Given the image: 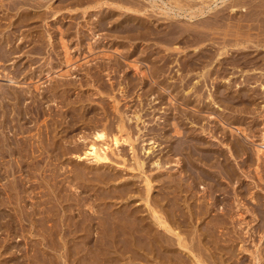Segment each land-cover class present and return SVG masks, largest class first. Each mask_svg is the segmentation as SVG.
<instances>
[{
    "label": "bare ground",
    "instance_id": "6f19581e",
    "mask_svg": "<svg viewBox=\"0 0 264 264\" xmlns=\"http://www.w3.org/2000/svg\"><path fill=\"white\" fill-rule=\"evenodd\" d=\"M73 1L74 2L76 1V3H79L78 1L83 2V0H71V1L68 0L70 4H72ZM100 1L101 0H95V3H100ZM117 1L122 2V4L119 5L117 4V6L124 7L126 13L123 12L124 13L123 17L118 18L114 16L117 13V12L114 13L115 8L113 9L110 7L111 9H107L104 12H101L99 9L97 22L96 21L94 22L97 23L96 30L98 31L100 26H104L103 23L113 22V24L115 25H113L110 28L112 33H115L113 30L116 29L114 28H118V30H120L119 28H124L125 30L123 37L125 36V33H131V34H126L125 37L131 35L130 36L131 39V37H133L132 35L136 34L139 36L141 35V37L146 39L150 37L148 36L149 34L151 33L153 34L155 33L156 30L158 31L159 29L161 30L159 32L163 33V36H161L162 41L168 42V44L171 43L170 45L172 47L171 46L170 47L172 49L173 48L179 49L182 47V46L180 47V45L182 44L177 45L178 41L182 42L185 48L189 46H193L194 48L193 52H195L196 55L194 54V56H192L191 58L187 57L185 61L183 60L184 63L182 62L180 63V65L182 64V66L185 65L186 67L187 66L189 67L187 68V71L188 70L191 71L196 67L198 68L201 67L204 70L202 73V76L204 78H209L210 76H212L213 73L217 75V77L220 76L223 77L229 74L228 73L229 68L227 70V67H224L227 64H230V67H232L231 64H234V67L235 66L237 67L239 66L237 62H244L249 65L254 63L253 65L254 67L253 69H251L254 70L256 68L255 64H258V61L256 60L259 59L260 61L259 63L264 62V53L262 56L258 54L259 57L256 56V54H253L254 51L258 50L257 47L264 48V36H263L264 10L259 8L254 9V7L256 6L257 7L261 6L258 5L259 3L253 4L254 5L253 10L255 11L251 10L249 12H246L244 16L243 15L242 17L239 16V19L238 18L234 19V14L236 15L235 11L238 10L237 8L238 2H235L234 0L232 1L229 0L230 2L224 4L223 7L217 10L213 9L211 4L209 3L202 5V3H204L205 1L207 2V0H201L200 5H198L194 0H168L165 1L167 2V4L165 5L166 7L161 12L167 15L172 13V16L169 19V21L164 25L165 27L161 26L162 28H160L158 23L161 21L158 22L156 21L158 24L153 22V24L158 26V29L153 30L152 26L150 28V25H148V23L146 24V21L149 20L151 17L147 19L145 17V14H147V16L153 15L152 13L151 14L148 12L146 13V11L149 9L148 7H147L148 9L144 8L146 4L144 5V3H142L139 0H117ZM163 1L162 3H164ZM34 2L37 8L38 7L40 8L44 5L40 0L37 1L34 0ZM147 2L149 3V7L151 8L155 6L157 7L160 6L157 4L156 0H148ZM21 3H28V2L26 0H10L5 3L4 0H0V7L6 6L7 10L9 8L16 9V7L19 8V5ZM64 3H67V0H62L58 2V4L57 3L56 4L57 7H59L62 5L63 6L66 5ZM33 5L31 4V6ZM53 5H55V2ZM239 6H242L241 3H239ZM161 8L163 7L161 6ZM2 10L4 9L2 8ZM57 10L55 9V11ZM225 10L226 12H224ZM136 12H139L141 15L136 14ZM42 13L44 14V12ZM31 14L32 15H30V12L28 13L27 10L26 12H24L22 11V9H20L16 11L14 15L5 16V17L0 15V78L5 79L9 83L15 84L16 86L22 87L21 89L17 90L14 88L12 89L6 88L3 85H0V231L3 233L7 231L9 233L8 235L11 237L12 235L25 236L26 232L24 230L26 229L22 228L23 224L21 223L22 221L25 220L31 224V227L28 229L29 232L27 230L26 231L29 233V236L31 235L39 236L40 243L39 242L37 243V239H36V243H33L31 241L33 243L32 247H34L33 254H36L35 255L36 258H34L33 255H32L33 258L30 257V259L26 257L28 263L29 261H32L29 264L33 263L34 261H40L41 264H69V263L71 264H244L243 261L244 258L242 259L243 255L242 256L238 255V253L235 252V250L233 249L235 248L233 244L234 239L231 240L232 238L228 239L225 237L226 238L225 240V238L224 237H223L224 239L221 238V234L217 232L220 231L221 229L227 230L225 223L227 224L226 217L228 215L226 217L220 215L222 216V218L224 217L226 219L225 220L224 218L221 219L220 216H217L219 215L218 213L217 215H215L214 213L211 212L213 210V206L216 205L219 208L220 203L219 204L214 203L216 200L212 201L213 206L211 205L212 207L209 206V208L206 209L204 208V206L206 205L203 206L202 204L203 206L202 207L201 204L199 205V202H197L198 204H195L196 196L194 194L196 192L192 194V188L193 189L195 188L193 187L195 186V184L197 183L198 185L200 184L199 182H201L202 180L198 181V179H200L201 176L203 177V179L206 176V178L212 181L210 182V185H208L212 187V188L210 187L211 190L221 189L225 191L224 186H222L223 182L220 180L221 177H225L228 180V182H233V183L237 182L238 183L237 186L240 189H242L243 186L246 184L244 183L243 185L241 183H243V181L246 180L247 176H243L238 172L237 168L234 166L236 164L230 163L229 161L226 162L222 161L224 158L223 159L219 158L220 156H222L221 154L222 152L218 153L217 151L214 152L213 154L208 153L207 151L211 147L208 146L207 144L206 145L208 147H206L205 145L203 146L202 145L203 143L202 144L198 143L195 140L196 139L195 135L190 136V134H188L189 132L192 133V131L190 129L188 130V128L183 129L185 126L183 127V125L180 124L181 121L177 119L178 118L177 115H174L172 122H170L171 126H168L169 127L168 129L166 127V129H164L165 131L160 132L158 136L161 135L163 138H165L167 141L170 142L169 143L170 152L173 151V153L176 152V154L178 153L186 157V159H183V162L179 161L181 157H178L177 158L178 160L175 158L177 165L174 166H176L177 168L180 167L181 170H184L187 173L185 174L184 172L185 175H189V179L191 178V180H189L188 183L189 185L186 186L187 184L185 182H188V180L185 178V182L182 181V176L181 178H178L180 177V175H177V173H170V175L164 174L167 176L161 174L156 175L153 180H155V185H157V192L155 191L154 194L153 191L156 188L154 187V184L152 183L151 179H149V177L147 176H145V178L142 179L143 188L139 187L137 189L133 187L132 184H129V182L127 181L126 183L124 181L117 182L119 181L120 175L118 176L117 173L115 174H111V172L108 173L106 171V168H104L105 166L104 164H107L106 162L110 160V156H108V152L112 150L111 148L112 144L117 149L119 143L120 145L121 142L125 143L128 146V148L131 150L130 152H132V157L134 158L136 162V167L138 169L143 167L144 162L141 158V155H137L138 153H136L135 141L139 139L140 141H142L141 149H144V152L146 153H149L155 147L149 143L151 141H148L150 145L143 144V141L144 140L146 141V137L144 138L145 129L143 132L141 133L139 132L140 134H137L136 138L132 137L134 134L133 135L130 134L132 133V131L130 132L129 125L127 123L131 118L135 123L139 121L141 119V115L140 113H138L139 111L132 113L130 112L132 115L128 114V112L130 111L129 109L119 111L117 107L118 101H116V103L114 101L111 108L119 111V120L116 123L114 122L115 124L114 126H112L115 128L114 132L113 131L109 132L110 130L108 131L106 127H103L101 129H98V127H96L94 130L92 129L93 131L92 133H90V135L84 131L85 133L83 132V134L80 133L79 135L76 134L78 138L77 139L75 138V141L72 140L73 135H75L74 132H76L74 131V129H76L74 128L75 124L81 123L83 121V117L85 115L84 111L91 114L90 115L91 119H93L94 116H93V112H91V110L88 107L86 108V106H84L85 104H83V102L87 100L86 96L83 97L84 98L83 99L81 94V98H77L76 101L68 98V93H69L68 86L69 85L71 86V84H73L69 79L71 77L70 70H72L71 68L72 66L70 65V56L72 55L71 54L72 52L70 50V45H68L69 41L65 39L67 36L64 38V36L68 34L66 33L68 30L64 29L63 25L59 24L58 22L59 20H57L58 18L55 16L52 19L55 18L56 20L55 23L56 24L58 23L57 26L59 27L57 28V30L59 29L58 30L59 40H55L53 38V35L49 34L50 32L49 30H48L49 32L47 33H44L43 31L44 34L37 33L36 34L37 37L34 36L35 38H32L34 39L33 41H35L36 43L34 44V42L32 41L33 42L32 48L31 50H28V52L31 51L33 53H38L41 55L42 54L48 55L49 52L51 53L55 52L59 55V57H61V59H63L62 62L65 63V65L68 67L67 69L59 72L56 75L58 77L56 79L57 81L51 86L49 90H44L42 88L43 83H40L39 80L40 78L47 75L50 69H54L55 66L52 65L49 69L43 68V70L41 69L40 71V76L38 74L35 75L36 74L35 69L37 68L34 69V67H32V64L36 60H33V57L29 54L28 56H31L32 58L28 57L27 60L25 61L22 60L25 57L23 58L20 53H22L21 51L24 50L23 46L25 45H23V43L25 39L21 41L22 37H17L15 35L17 34L15 33L16 30L19 29L18 27L23 26L24 23L29 24L32 23L33 21L35 22L36 19L41 20L42 16L39 15L40 14L39 12L35 13V15L38 14L36 16L32 12ZM53 15H55V13ZM13 16H16V18L14 17L15 19L11 20ZM177 16L187 17L186 19L188 20L186 21V23L183 22L185 23V25L184 24L181 25L180 23L177 24L179 20L176 19ZM3 18L9 19L8 25H10V23L14 24L16 22L15 24H19V26L18 27L16 26L17 28H15L14 26V29L7 30L6 28L7 25L4 26V24H2L1 22ZM165 19L167 20V17H165ZM29 26L33 27V25L30 24ZM80 31L78 30L79 34L81 33ZM81 35L82 34H80L79 36V40H81L84 37V36L82 37ZM179 37L181 38L177 40ZM25 41H28V38ZM89 41L88 44L86 43L87 44L86 47H87V51L92 53L94 45L91 46L92 44H90ZM117 42L118 41H116V44ZM118 45L117 46L112 45V47L114 48L113 51H117L118 55L120 56L124 55L123 57L125 58L127 57L126 59L129 60H127L128 62L126 61V63L133 68V71L135 73L141 74L142 82L146 83L147 80L150 79L151 81L150 84L152 85L150 86L153 88V84L156 83L154 81L157 80L159 74L161 75L160 73L161 69L167 65L170 59L166 56L169 60L167 58L166 59L163 58V60L165 59V61H163L164 62L163 63L160 60L162 64H160L159 66L155 64L157 63L155 62L157 59L155 60L154 58H152L153 55L152 53L154 51L153 52L146 51L147 53L145 54L139 53L137 55L134 47L130 51H128V48L125 49L126 51L125 50L122 51L119 50ZM120 46L122 47V45ZM252 46L254 47L255 50L251 49L249 51L248 49H245V48H250ZM170 47H166V48L169 49ZM108 51L104 50L101 52L103 56L105 55L107 56V58L111 60L112 58L111 55H113V53ZM159 52L161 53V55H163L162 51ZM50 55L51 54H49V56ZM114 55L117 56V54ZM140 55H144V56L142 57ZM161 55L159 54V56ZM168 55L170 56L171 52ZM23 56H25V54ZM116 56H114V59ZM132 56L133 58H131ZM161 57H165V55ZM88 60L90 61V59ZM139 60L142 62L144 61L146 63L145 65L147 64L150 65H147V67L145 66L146 67L145 68L144 65L138 64ZM112 63L116 65L115 68H113L114 65ZM235 63L237 65H235ZM244 63H241L242 66L241 68H243ZM119 65H120L119 59L118 60L115 59V61H113L112 59L110 67L113 68V71L117 69ZM106 67L107 66H105V68ZM30 68L33 69L30 70ZM248 68L249 67H247V69ZM185 69L186 68H184V70ZM242 70L244 72V69ZM182 72L180 73L179 76L180 80L183 82L181 89H178L176 85L175 87L172 86L171 88L169 83L166 82L163 83L164 81L162 82L161 79L159 82H157L159 85L158 84L156 85L157 88L160 90L159 91L156 88L158 90L157 92L165 94V91L169 89L170 91L169 95L165 94L170 96L169 99L173 98L172 96H174V90H176L175 94L177 92L179 93V91H181L182 95L184 94L188 95L192 91L198 94L201 90L200 89L201 87L199 88V86H197L198 84L196 85V81L193 84L189 83L188 80L190 78L186 79L187 77H189L187 76L189 75V73H182ZM37 76H39L40 78L36 80ZM154 78L155 80L153 81ZM130 79L132 78H128V80ZM229 79L227 80L225 79V81L223 80V83L221 82V84L220 83L216 84L212 89V91L208 93L207 98L210 99V97L213 96L212 93L215 92L217 96L219 94L223 96V98L222 96H220V101L223 102H225V100L232 101L231 98L226 99V96L230 91L231 92L229 94V97L232 93V90L236 91V94H234L236 96L237 94H240L241 91L251 90L252 87L254 86V85L253 86L250 85L252 87L248 86L249 88L248 87L245 88L244 86L246 84H243L244 86H237L236 83L235 85H233L235 81L233 82ZM255 81L259 82L257 85L260 88L264 87V83H262V80H260L261 82L257 79ZM133 82L132 84H134ZM59 84L64 86L62 89L63 91H59ZM151 87L150 88L148 87L145 90L148 91L155 90V88L152 90ZM231 88L233 89L231 90ZM120 89L121 86H119V90ZM145 90H142L143 93ZM121 91L123 92V90ZM246 91L244 92L245 95L247 93ZM250 92L252 93V91ZM212 98H214V100ZM212 98L211 100H213L214 101L213 103L216 105L215 110L219 112L223 108L220 107L219 103L217 102V99L215 100V96ZM185 101H186L185 106L190 105L191 101L189 102L187 99ZM229 101L227 102L229 103ZM53 102H59L62 107H66L67 109L57 111L56 108L52 106ZM193 102H194L193 105L196 107L197 110V108H199L200 106L199 105L200 102L199 101H193ZM206 104H203L204 107ZM215 105L213 106L215 107ZM213 106L210 105V107ZM195 107H191V108H195ZM199 110L200 108L198 109V111ZM29 114L35 115L36 120L41 118L42 120L45 121L44 127L36 128L37 131L35 130V133H32L33 132L32 127L27 124ZM48 116L50 117L49 119H51L49 123H47V119H46ZM164 118L170 119V117L169 118L164 117ZM225 123L226 122L223 121L224 125H226ZM59 124H61L63 133L58 132ZM167 125L165 124V126ZM227 125L231 131L234 130L235 133H238L236 135L240 134L242 136V138H240L239 135L240 139L237 141V143L232 142L233 139L229 143L227 142L225 143L230 145V149L233 152L232 153L233 156L235 154L236 156L245 154L243 160L245 163L248 164V166L249 164H256V165L262 164L264 162V150H263L264 121L262 127H260L263 129L261 130L260 134L257 135L259 136V138L251 137V133L249 132L250 130L248 131L246 128L248 126L246 125V127H243L242 124H239L237 122V120L235 121L228 120ZM140 129L141 128H139L138 131ZM170 130H172L173 133H175L176 135L177 134L178 135L183 134V135L182 137L175 135V138L178 139L177 140L173 139L172 137L174 135L170 134ZM108 132L111 134L110 137ZM147 134H149V131ZM76 141L78 142L82 141L83 143H85L84 146H86L85 147L86 149L80 151V149H77L78 146L76 147L72 145L73 147H71L70 144L72 143L77 144L75 143ZM247 144L249 145V147ZM109 148H111V150L107 152ZM211 149H215V148H211ZM192 150L195 151L193 152V155H196V157L190 156ZM78 151H80L81 153L79 154L75 153V157H78L80 159L84 157H87V159L90 158L94 162L93 164H95L96 166L99 165V167L90 169L92 164L91 166L89 165L90 167L89 166L82 167L81 165L80 167L71 168L73 175L65 174V171L62 172L60 170V168L62 167L59 163L63 162V160L66 161V159L64 158L66 157V154L68 152L69 153L72 152L71 154H73L74 152H78ZM210 151L212 152V150ZM147 156H149V154H147ZM46 157L49 158V161H46L49 163L45 162V164H48L49 167L43 164V161L45 160ZM159 157L161 158V155ZM41 161L43 165L39 164ZM52 161H57V163L54 162L52 164ZM167 161L168 160L165 159L162 160L156 158L155 160L151 161V163L154 162L153 164H155L160 168L163 165H165L163 163ZM198 162H202L203 164H205V166L207 165L208 167H218L220 169L217 170V172L215 173L207 169L205 170L202 167H201L202 170H200V166L198 165ZM178 164L180 165L178 166ZM237 164L239 165V163ZM102 167L104 169H102ZM256 175H259L258 172ZM260 177L261 176H258V179L256 180L258 181L260 179L261 181L263 177L262 178ZM36 178L39 180L38 182L35 181ZM183 182L186 184L184 187H182L184 185ZM117 183L119 184L121 183L122 186L118 185ZM250 187H247L249 188L248 190H246L248 191L247 194L250 196L252 200H255L256 195L254 190L256 189V187L255 189L253 187L252 188ZM182 192L186 193L187 195L188 212L185 211L184 207L182 206V203L185 202V200L181 198ZM36 196H38V198H35V201L32 200L30 201V199H33ZM135 196L138 197L141 201L139 200L140 202L137 201L132 202V199ZM28 203H29V207H27ZM11 204H15V206H12ZM86 205H88L87 209L84 207ZM17 206H21V209H18ZM235 206L237 208V214L239 216H242L244 211L246 212V210H244L245 207L244 204H242V201L238 198L236 199ZM27 208H30V210L29 209L27 210ZM236 208L233 209L235 210ZM230 213L227 212V214L229 215ZM252 214H254V212H252ZM204 215L207 216L206 217L207 219L205 218L206 220L202 219ZM210 215L213 216L211 217ZM239 221L240 222H238V224L235 222V225L237 224L241 228L242 227L241 225L244 224L246 221L244 219ZM238 226H236L235 229L236 231ZM246 229L247 226L242 227V232H244L245 234L246 232H248V230ZM222 234H225V231H223ZM9 239L10 237L7 239H3L5 241L4 244H1L2 237L0 239V245L2 247L0 249H2L4 253L5 252L8 253V257L3 255V257L0 258V264H4L7 260L9 261L10 264H24L25 259H22V257L20 256H24V255L26 256L27 253L26 254L24 253V255H20L19 256L20 258L17 257L16 252L18 255V252L20 251V249H22L19 246L20 243L18 244L16 242L13 244L12 243L9 244L8 243ZM51 253L53 254L54 257H52ZM56 258H58V260Z\"/></svg>",
    "mask_w": 264,
    "mask_h": 264
},
{
    "label": "rangeland",
    "instance_id": "374dc122",
    "mask_svg": "<svg viewBox=\"0 0 264 264\" xmlns=\"http://www.w3.org/2000/svg\"><path fill=\"white\" fill-rule=\"evenodd\" d=\"M8 1H10V0H4L5 3L8 2ZM26 1L29 4L28 3H21L19 5V8L16 7V9L15 8H13V9H10L9 8L7 10L6 9V6L0 7L1 8L0 9V15L1 16H4V17L5 16L14 15V13H16V11H18L20 9H22V11H24V12H26V10H27L28 13L30 12V15H32L31 12L34 15H35V13H38L39 12L40 13L39 15L42 16L41 17V20L36 19L35 22L33 21L34 23L32 22L33 24L32 23H29L30 25H33V27L29 26V24H27V23H24V24H27V25H24L23 24V26H19V24H15L16 22L14 24H11L10 23V25H8L9 19H5V18H3L1 20V22H2V24H4V26L7 25L6 26L7 30L8 29L9 30L14 29V26H15V28H17L19 26L18 27L19 29L16 30V32H15L17 34H15V35L17 37H22V40L21 41H23L24 39L27 40V38H28V41H25L24 40V43H23V45H25V46H23V49L26 52L24 50H22L21 51L22 53H20V54H21V56L23 58L25 57L24 59H22L23 61L27 60V58L28 57L30 58L31 56L33 57V60H36L32 64V67H34V69L37 68V69H35L36 70L35 71L36 72L35 75L38 74L40 76V71H41V69L43 70V68L49 69L52 65L55 66V68L54 69H50L49 72L47 73V75H45L44 77L40 78L39 76H37V78H36V80L40 78L39 82L40 83H43L42 84L43 85L42 88L44 90H49L51 88V86L57 81L56 79L58 77L56 75L59 72L67 69L68 67L65 65V63L62 62L63 59H61V57H59V55L57 53H55V52H54L55 54L49 52L48 55L47 54H44V55L42 54L41 55V54H38V53H33L31 51L28 52V50H31V48H32V45H33L32 43L33 42H34V44L36 43L35 41H33L34 39H32V38L37 37L36 36L37 33L44 34V33H47V32L50 31L49 34L53 35V38L55 40H59V38H58V34H59V31L58 30L59 29L57 30V28L59 26H57L58 23L57 24L55 23L56 22L55 18L52 19L55 16L58 18L57 20H59L58 21L59 24L63 25V28L64 29L68 30L66 32L68 34L65 33L66 35L64 36V38L67 36L65 39H67V41H69L68 42L69 43L68 45H70V50L72 52L71 53L72 55L70 56V65L72 66V67L70 66L72 68V70H70V71H71V77L72 78L71 77L70 78L68 77V78L70 79L71 83H73V84H71V86L70 85L68 86L69 87V93L67 91L68 98L76 101L77 98H81V94H82V98L86 96L87 97L86 98L87 100L85 102H83V104H85L84 106H86V108L88 107L91 110V112H93V116H94L93 119H91V117H90L91 114H89L88 112L84 111L85 115L83 117V121L85 123L82 121L81 123L75 124V127L74 128H76V129H74V131H76V132H74L75 135H73L72 140L75 141V138L76 139L78 138L77 135H79V133L80 134H83L84 131L87 132V134L90 135V133H92V131L96 127H98V129H101L103 127H106L108 131L110 130L109 132H111V131L114 132V129L115 128L112 127V126H114V124L116 122H118V120H119V111H123L125 109H129L130 111L128 112V114H131L132 112H138L139 111L138 113H140L141 119L135 123L133 121V119L131 118L129 120V122L127 123L129 125L130 132L132 131V133H130V134H132V135L134 134L132 137L133 138H136L137 134H140L145 129V131H144V133H145L144 138L146 137V141L144 140L143 141V144H145V145H150L151 144V145L155 146L153 148V150H155V151L152 150L149 153H146V152H144V149H141L142 141H140V139L137 140V141H135V144H136L135 145L136 146V153H138L137 155H141V158H142V160L144 162V164H143V167L144 168L142 167V168H139L138 169L136 167V162H135L134 158L132 157V152H130L131 150L128 148V146L125 143H122L121 142V145L119 143L120 146L118 145V148H120V149H118V148L116 149V147L112 144L111 145L112 146L111 147L112 150H111V148H109V150H107V152L111 150L110 152H108V156H110V160L108 162H106L107 164H104L105 166L107 165L106 167L104 166V168H106V171L108 173L111 172V174L117 173L118 176L120 175L119 176V181H117V182H123L124 181L126 183V181H127V182H129V184H132L133 187H135L137 189L139 187H142L143 186V180L142 179H144L145 176L149 177V179H151L152 183L154 184V187L156 188V189H154L153 194H154L155 191L157 192V185H155V180H153V179H154V177L156 175H160V174L161 175H164V174L170 175V173H177V175H180V177L177 176L178 178H181V176H182V181L185 182V178L188 180V182H185L187 185L183 182L184 185L182 187H184L185 185L186 186L189 185L188 183H189V180H191V178L189 179V175H185L187 173L184 170H181L180 167H179L180 168L179 169V168H177L174 165H177L176 164V159L178 157H181L179 159V161H182V162H183V159H186V157L185 156H182L181 154H178V153L176 154V152L173 153V151H171L172 152L171 153L169 151V143L170 142L167 141L165 138H163L161 135L158 136V134H160V132L165 131L164 129H166V127L168 129L169 128L168 126H171L170 122H172L173 116L174 115H177V117H178L177 119L179 121H181L180 124L183 125V127L185 126L183 129H185V128L186 129L188 128V130L190 129L192 131V133L189 132L188 134H190V136L195 135V137H196L195 140L198 143H201V144L203 143L202 145L203 146L205 145L206 147L210 146L211 148H215V149H211L210 148L207 151L208 153H212L213 154L214 152H217V151H218V153L219 152H222L221 153L222 156L219 157L220 159L221 158L222 159L224 158L222 161H224V162L229 161L230 163L236 164L234 166L237 168L238 172L241 175H243V176H247L246 180H244L243 183H241L243 185H244V183L246 184V185H244L246 187L243 186V188H242L244 190L240 189L237 186L238 185L237 182L236 183L228 182V180L225 177H221V178L219 177L220 180L223 182L222 186H224L225 191H223L221 189H219V190H216V189L213 190L212 189L211 190L210 189L211 186H208V185H210V182H212V181H210L208 178H206V176L204 177V179L201 176L202 179L201 178L198 179V181H201L202 180L201 182H199L200 183L199 184L200 186L198 185V183L195 184V186H193L195 188L194 189L192 188V194L196 192L194 194L196 196V203L194 202L195 204H198L197 202H199V205L201 204V206H202V204H203V206L206 205V206H204V208L206 209V208H209V206H211L213 204L212 201H215L216 200L214 203H218V204L220 203L219 204L220 207L218 208L216 205L215 206L212 205L213 206V210L211 212L214 213L215 215H217V213H218L219 215H217V216H220V215H223L224 217H226L227 215L230 216V217H228V216L226 217L227 220L223 217L227 221V224L225 223L227 230L226 229H224V230L221 229V230L225 231V234H222L223 231H221L220 228H219V230L221 232L220 231H217V232L219 234H221V238H223V237L225 238L226 237L228 239H231L232 238L231 240L234 239L233 240V244H234L235 248H233V249L235 250V252L238 253V255H240V256L243 255L242 259L244 258L243 259L244 264H264V221H263L264 220V217H262V216H264V162L262 164H259L260 167H259V165H256V164H249V166H248V164L245 163L244 160H243L244 157H245V154L240 155V156H236V154H235L233 156V154H232L233 152L230 149V145L229 144H225L226 142L229 143L230 141H232V139H233L232 142L237 143V141L240 138H242V136L240 134H239L240 135V138H239V135H236L238 133H235L234 130L231 131L229 129V127L227 125V121L228 120L229 121H231V120L232 121L237 120V122L239 124H242L243 127H246V125H247L248 127L251 128L250 129V128L246 127L248 131L250 130L249 132L251 133V137H253V138H259V136H257V135H259L260 132H261V130L263 129V128H260V127H262L263 121H264L263 120L264 119V89H263L264 87H261L260 88L257 85L259 82L255 81V80L256 79L259 80V81L262 80V83H264V67H263L264 66V62L263 63H259L260 61L257 58L258 60H256V61H258V64H255V67L256 68L254 70H251L254 67L253 66L254 63H252V64L249 65V64L244 63V62H237V64L239 65L237 67L236 66L234 67V64H231L232 67H230V64H227L224 67H227V70L229 68V72L227 71L229 74L227 76H223V77L222 76L217 77V75H215L213 73L212 76H210L209 78H204L202 76V73H203L204 70L201 67H199V68L196 67L195 69H192L191 71H189V70L187 71V68H189V67L188 66L186 67L185 65L182 66V64L180 65V63L181 62L184 63L183 60L185 61V59H187V57L188 58L189 57L191 58L192 56H194V54L196 55V53L193 52L194 51L193 46H189V47H186L185 48L184 44L182 42L178 41V44L177 45L182 44V45H180V47L181 46L182 47L179 48V49H174V48L172 49L171 48L172 46L170 45L171 43L168 44V42L162 41V39H161L162 37L161 36H163V33L162 32H159L161 30L158 29V26H156L155 24H153V22L156 23V24L159 23L160 28H162L161 26L165 27L164 25L171 18L172 13H170V14L167 15V14H163L161 12L166 7L165 5L167 4V2H165V1H168V0H164V1L162 0L164 3H162L161 0H156L157 1V4L160 5V6L159 7L155 6V7H152V8L149 7V3L147 2L148 0H139L142 3H144V5L146 4L144 8H147V7L149 8V9L147 8L148 10L146 11V13L148 12V13H150V14L152 13L154 15V16L153 15L152 16H147V14H145V17L147 19L150 18V17L152 18V19L150 18L152 21L149 19V20L146 21V24L148 23V25H150V28L152 26V29L153 30L158 29V31L156 30L155 33L149 34L148 36H150V37L149 38H146V39H144L143 37H141V35L139 36V35H136L134 33L133 34L135 36L132 35L133 37H131V39H130V36L131 35L130 36H127L129 38L125 37L126 34H131V33H125V36L123 37L124 30H125L124 28H119L120 30H118V28H114L116 30H113V31L116 34L115 33H112V31L110 30V28L113 25H115V24H113V22L103 23L104 26H100L99 29H98V31L96 30L97 23H94V22L95 21L97 22V18H98V14H99V11L98 10L99 9H100L101 12H104L107 9H111V8L114 9L115 8L114 9V11H115L114 13H116V12L117 13L114 16L115 17H118V18H122L123 17V14L126 13L125 8L124 7H121V6H117V4L118 5L119 4H122L121 1L118 2L117 0H114L115 1L114 2L113 0H101L100 3H95V0H83V2L82 1H78L79 3H76V1L75 2L73 1L74 3L72 2V4H70V2H68V0H67V3L68 4L67 3H64L66 5H64V6L62 5V6L57 7L58 2H60L62 0H40L44 4L40 8L39 7L37 8L35 6L34 0H30V1L29 0H26ZM194 1H196V3L198 5L201 4V0H194ZM230 1H232V0H230ZM230 1L229 0H224V1L223 0H213V1L207 0V2L205 1L204 3H202V5H205V4L209 3L213 7V9L217 10V9H220L221 7H223L224 4H226V3L230 2ZM234 1L235 2H238V7H237L238 10L235 11L236 12V15L234 14V19L235 18L236 19L237 18L239 19V16L242 17V15L244 16V14L246 12H249L251 10L252 11H255V10H253V6H254L253 4H255V3H257V4L259 3L258 5H261V6H258V7L256 6V7H254V9H258L259 8V9H263L264 10V0H252V2H251V0H237V1L234 0ZM54 2H55L56 7H55V5H53ZM239 3H241L242 6H239ZM31 4L32 5L34 4V5L31 6ZM161 6L163 8H161ZM243 7H244V9H243ZM2 8L4 10H2ZM55 9L56 10L58 9V10L55 11ZM42 12H44V14ZM127 12H129V11H127ZM224 12H226V10ZM54 13H55V15H53ZM118 13H120L121 15L118 14ZM5 14H8V15H5ZM136 14L141 15L139 12H136ZM36 15H38V14H36ZM160 16H161V18H160ZM14 17L16 18V16H13L11 20H14L15 19ZM153 17H155V18H153ZM165 17H167V20L165 19ZM186 18L187 17H185V16H177L176 19H179L178 22L176 21L177 24L180 23L181 25H183V24L185 25L186 21L188 20ZM154 19H156V20H154ZM53 20H54V23H53ZM181 20H183V21H181ZM148 21H150V22H148ZM156 21L157 22L158 21H161V22H158L157 23ZM183 22H185V23H183ZM34 25H35V27H34ZM46 27H48L49 29L46 28ZM45 29H47V30H45ZM78 30L79 31L81 30L80 31L81 33L80 34H82L81 35L82 37L84 36L81 40H79L80 34H79ZM43 31H44V33H43ZM116 31H118V32H116ZM122 31H123V33H122ZM118 33H120V34H118ZM138 34H140V33H138ZM25 35H26V37H25ZM120 35H122V36H120ZM12 36H13V34H12ZM146 37H147V35H146ZM180 38L181 37H179L177 40H179ZM29 40H31V41H29ZM79 41H81V42H79ZM88 41L90 42V44H92L91 46L94 45L93 46V52L94 53L92 52L93 54L87 51V47L86 46L88 44ZM116 41H118L117 44H116ZM56 42H59V41H56ZM147 43L149 44V46H148ZM112 45H114V46H117L118 45L119 46V50H122V51H124L127 48H128V51H130L134 47L135 52L137 53V55L139 53L140 54H145V53H147L149 51H152V52L154 51L156 53H154V52L153 53L151 52V53L153 55L154 54H156V55H154V56L152 55V58H154L155 60L157 59L155 61L157 63H155V64H157L159 66H160V64H162L163 61H165V59L167 57L170 59L169 60L167 58L170 62L168 61V63H169V64L167 63L168 66L167 65L164 66L162 68L163 70L161 69V72L159 71L161 73V75L158 73L159 74L158 75V78L159 79L158 78H157V80H155V78L153 79V81L155 80L154 82H156V83L153 84V88H152L151 87L152 85L150 84L151 83L150 79L147 80L146 83L142 82V80H141V74L135 73L133 71V68L129 64L126 63V61L129 60V59H126L127 57L126 58L123 57L124 55L123 56L118 55L117 51H113L114 48L112 47ZM120 45H122V47ZM166 47H170V48L167 49ZM161 49H164V50H161ZM191 49H193V50H191ZM245 49H248L250 51L251 49H254V47L252 46L250 48H245ZM257 49L258 50H256V51H254L255 49L253 50L254 51L253 54H256V56H258V54L260 56H262L263 53H264V50H263L264 48L257 47ZM104 50L105 51H108L109 50L108 52H112L113 55L114 54H117V56L116 55H114V56L118 57V58L115 57V59H117V60L119 59V62H120V65L121 66L119 65L118 68L113 71V68H115L116 65H114L112 63L114 65V66L112 65L113 68L110 67V66H111L112 59H113V61H115L114 56L111 55V57H112L111 60L109 58H107V56H105V55L103 56V54H102L101 51H104ZM136 50H138V51H136ZM159 51H162V54L165 55V57H161L163 55H161V53ZM163 51H165V52H163ZM170 52H171V55L169 56L168 54H170ZM260 52H261V54H260ZM185 53H187V54H185ZM22 54L23 55L25 54V56H23ZM26 54H27V56H26ZM28 54L31 55V56H28ZM49 54H51V55L49 56ZM124 54H126V53H124ZM127 54H129V53H127ZM159 54L161 56H159ZM184 55L185 56L187 55V56L185 57ZM140 56L143 57L144 55H140ZM131 58H133V56ZM158 58H160V59H158ZM163 58H165V59L163 60ZM181 58H183V59H181ZM88 59H90V61ZM141 62L142 61L139 60L138 61V64L144 65V67L145 66L147 67V65H150V64L145 65L146 63L144 61L142 63ZM241 63H244V65L242 64L243 65V68H241L242 67L241 66ZM108 64H109V66H108ZM237 64L235 63V65H237ZM105 66H107L108 68L106 67L107 68L106 69ZM215 66H217V65H215ZM247 67H249V68L247 69ZM184 68H186V69L184 70ZM32 69L30 68V70H32ZM110 69H112V70H110ZM242 69H244V72H243ZM239 70H240V72H239ZM109 71H111V72H109ZM184 71H186V72H184ZM97 72H99V73H97ZM181 72L182 73H189V75H187L189 77L186 76L187 77L186 79H189L190 78L188 80L189 83L193 84L196 81V85L198 84L197 86H199V88L201 87L200 88L201 90H200V92L198 94H196V92H193L192 91V92H190L188 94L189 96L184 94L185 95V97H184V95L181 94V91H179V93L177 92L175 94V91L176 90H174V96H172L173 98L169 99V97H170V96H168L169 93H170L169 89H167L165 91V94H168V95H165L163 93L157 92L159 89L157 88L156 85L158 84L157 82H159L161 79H162V82L164 81L163 83H165V82L166 83H169L171 88H172V86L175 87V85H176V87H178V89H181V86L183 84V82L179 78ZM91 75H94V76H91ZM128 78H132V79L128 80ZM225 79L226 80L229 79V80H231L233 82L235 81L233 83V85H235V83H236L237 86H244L243 84H246L244 86L245 88L248 87V86L249 87H252L253 85L254 86L252 87L253 90L252 89L249 90V91H246L245 90L247 92L246 95L244 93L245 91H241L240 94H237L236 96L234 95V94H236V91L232 90L235 87L231 88L232 93H231L230 97H229V94H230L231 91L228 93V95L226 94L228 96V97L226 96V99L227 98L228 99L231 98L232 99V101L230 100L231 102L229 100H225V102L220 101V96H222V95L219 94L217 96L215 94V92H213L212 93L213 94L212 97L215 96V100L217 99V102L219 103L220 107L223 108V109H221L218 112V111L215 110L216 105L213 103L214 102L213 101L214 98L210 97V99H209V98H207V95H208L209 92L212 91V89L214 88V86L216 84H218V83L221 84V82L223 83V80L225 81ZM136 81H138V82H136ZM148 81H150V82H148ZM183 81H186V80H183ZM132 82L134 84H136V85L132 84ZM251 83H253V84H251ZM141 84H143V85H141ZM0 85H3L6 88H10V89L14 88V89H17V90H19V89L22 88V87L16 86L15 84L9 83L8 81H6L5 79H2V78H0ZM250 85H252V86H250ZM119 86H121V89L120 90H119ZM122 86H124V87H122ZM63 87L64 86H62L61 84H59V91H63L62 90ZM148 87L149 88L151 87L152 90L155 88V90H153L155 92L150 91V90L149 91L148 90H145ZM100 90H101V92H100ZM121 90H123V92ZM142 90H145L146 92L144 91V93H143ZM250 91H252V93ZM138 93H139V96H138ZM248 93H249V95H248ZM78 94L80 95V97H79ZM211 98L213 100H211ZM222 98H223V96H222ZM186 99L189 102L191 101L190 102V105L185 106L186 105L185 104V102H186L185 100ZM114 101H115V103H116V101H118L117 107H118L119 111L111 108L112 105H113V103H114ZM193 101H199L200 102V104H199L200 105L199 106L200 110L199 111H198L199 108H197V110H196V107L193 105L194 104ZM227 101H229V103ZM128 103H129V105H128ZM211 103H213V104H211ZM218 103H216V104H218ZM203 104H206L207 106L205 105V107H204ZM210 105L211 106L215 105V107L214 106L213 107H214V110L216 112L213 110V107H210ZM52 106H54L57 111H59V110L61 111V110L67 109L66 107H62L59 102H53V105ZM139 107H140V109H139ZM191 107H195V108H191ZM196 111H198V112H196ZM124 115H125V113H124ZM28 117L29 118L27 120V124L32 127V131H33L32 133H35L36 128H38V127H42L43 128L44 127L45 121L42 120L41 118L36 120L35 119V115H33V114H31V115L29 114ZM164 117H168V118L170 117V119H167V118H164ZM49 118H50L49 116L46 118L47 119V123H49L50 120H51ZM145 119H147V120H145ZM221 119L222 120L225 119L223 121L226 122L225 123L226 125L223 124V121ZM164 120H166L168 122V125H167V122L164 121ZM163 121L165 122V124L167 126H165V124H164ZM78 122H80V121H78ZM143 125L144 126L146 125L145 127H147V126L148 127L145 128ZM242 126H240V127H242ZM152 127H153V129H152ZM139 128H141V129L138 131ZM225 130H227V131H225ZM148 131H149V134H147ZM233 131H234V133H233ZM58 132H62L63 133L62 128H61V124H59ZM151 132H154L155 134L154 133H151ZM227 133H230V134H227ZM253 133H255V134H253ZM170 134H173L174 135L172 137L173 139H176V140L178 139V138H175V135L176 134L173 133L172 130H170ZM33 135H35V134H33ZM110 135L111 134L109 133V137H110ZM182 135L183 134H179V135L177 134L176 136H181L182 137ZM183 138H185V137H183ZM188 138H190V137H188ZM148 141H151L152 143L149 142L150 143L149 144ZM81 142L82 141H80V142L76 141L75 143H77V144H73L72 143L70 145H71V147H73V146H76L77 147L78 146L77 149H80V151H83L84 149H86L85 148L86 146H84L85 143H83V142L81 143ZM221 143H223V144H221ZM110 144H111V142H110ZM209 144H211V145H209ZM212 145H214V146H212ZM248 147H249V145H248ZM210 150H212V152ZM80 151L74 152L73 154H71L72 152H70V153L68 152L66 154V157L64 158V159H66V161L63 160V162H61L62 164L59 163L61 165V167H62V168H60V170L62 172L65 171V174L73 175L71 168L80 167L81 165H82V167H86V166L88 167L89 165L91 166V164H92V166L91 167L89 166L90 169H92V168L94 169V168L99 167V165L96 166L95 164H93L94 162L89 157H88L89 159H87V157H84V158H81V159L78 158V157H75V153L76 154L77 153L79 154V153H81ZM193 152H195V151L192 150V153L190 154V156L191 157H193V156L196 157V155H193ZM147 154H149V156H147ZM224 154H225V156H224ZM160 155H161V158L159 157ZM183 157H185V158H183ZM156 158L157 159L159 158V159H162V160L165 159V160H168V161L165 162V163H163L165 165H163L162 167L159 168L158 166H156L155 164H153L154 162L151 163V161L155 160ZM46 161H49V158L48 157L45 158V160L43 161V164H45ZM54 162L57 163V161H52V164ZM46 163H49V162H46ZM237 163H239V165ZM39 164L43 165L42 164V161ZM45 165H47V167H49L48 164H45ZM179 165L180 164H178V166ZM198 165L200 166V170H202L201 169V167H202L203 169H205V170L207 169L209 171H213L214 173L217 172V170L220 169L218 167H208L207 165L205 166V164H203L202 162H198ZM133 166H135V167H133ZM104 168L102 167V169H104ZM184 172H185V174H184ZM257 172H258L259 175H256ZM46 173H48V172H46ZM216 174H218V173H216ZM245 174H247V175H245ZM167 175H164V176H167ZM187 176H188V178H187ZM258 176H261L260 178L263 177L261 179V181H260V179L258 181L256 180V179H258ZM22 178H23V176H22ZM26 178H24V179H26ZM35 181L38 182L39 180L36 178ZM117 184L118 185H121V183L120 184L117 183ZM236 186L238 187V190H237V187ZM247 187H250V188L253 187L254 189L256 187V189H255L256 191L254 190L255 195H256V199L255 200H252L250 198V196L247 194L248 191H246V190L249 189ZM236 191H238V192H236ZM242 191H244V192H242ZM140 192H141V190H140ZM183 192H185V191H183ZM183 192L181 193L182 194L181 195V198L183 200H185V202L182 203V206L184 207L185 211L188 212L187 195H186V193H183ZM240 193H241V195H240ZM36 195H38V194H36ZM215 197H216V199H215ZM35 198H38V196L34 197L33 199H30V201L31 200L32 201H35ZM137 198L138 197H136V196L133 197L134 200L132 199V202H134V201L140 202L141 201L139 198L138 199ZM237 198L242 201V204H244V206H245V207L243 206L244 207V210H246V212H247L246 213L244 211L243 214H242V216H239L237 214V208L235 206L236 199ZM11 205L12 206H15V204H11ZM27 205H28L27 207H29V203ZM185 205H186V207H185ZM86 206H84V207L87 209L88 208V205H86ZM211 207H210V209H211ZM17 208L18 209H21V206H17ZM233 208H236V209L234 210ZM28 209L30 210V208H27V210ZM232 209H233L234 213H233ZM260 209H261V212H260ZM226 211L228 213L231 212L230 215L227 214ZM252 212H254V214H252ZM37 216H35V217H37ZM231 216H232V218H231ZM235 216H236V218H235ZM206 217L207 216L204 215V217L202 219L206 220L207 219ZM220 218L223 219L222 216H220ZM241 218L246 221L244 224L241 225L242 227L243 226L244 227L247 226V229L246 230H248V232H246V234L244 232H242V227L240 228V226L237 225L238 222H240L239 220H242ZM232 222H234V223H232ZM235 222L237 223L236 225H235ZM21 224H23L22 225L23 226L22 228H25L27 231L31 227V224L29 222L25 221V220L22 221ZM236 226H238V228H240V229L237 228V231H239V232H237L235 230L236 229ZM20 227H21V225H20ZM223 228H224V226H223ZM26 230H24L26 232V235L25 236H22V235L13 236L12 235V237L8 235L9 233L7 231H5L4 233L0 231V239L2 237L1 244H4L5 243V241L3 239H7V238L10 237V239L8 240L9 242L7 241L9 244H11V243L13 244V243H16L17 242L18 244L20 243L19 246H20V248H22L18 252V255H17V252H16V256L17 257H19L20 255H24V253L25 254L26 253L28 254V255L26 254V256L25 255L24 256H20V257H22V259H25L24 260L25 261L24 264L28 263L27 258L30 259V257H32V255L34 256V258H36L35 257L36 254H33L34 247H32V246H33V243H36V239H37V243L38 242L40 243L39 236H33V235L29 236V233H28L29 231L27 232ZM226 238H225V240H226ZM30 239H32V240H30ZM27 242H29V243H27ZM228 242H229V240H228ZM0 248H2L1 245H0ZM3 255L6 256V257H8V253L7 252L4 253V251H2V249H0V258L3 257ZM51 255H52V257H54L52 253H51ZM56 259L58 260V258H56ZM255 259H257V260H255ZM60 261H61V259H60ZM62 261H63V259H62ZM30 262H32V261H29V263ZM38 262H40V261H34L31 264H41V262L40 263H38ZM4 264H10V263L7 260ZM69 264H71V263H69Z\"/></svg>",
    "mask_w": 264,
    "mask_h": 264
}]
</instances>
